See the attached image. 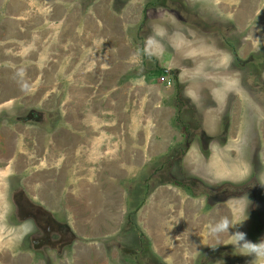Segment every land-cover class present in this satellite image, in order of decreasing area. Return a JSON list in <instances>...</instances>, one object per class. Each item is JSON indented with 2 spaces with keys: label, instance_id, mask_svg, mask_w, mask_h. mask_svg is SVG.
<instances>
[{
  "label": "crops",
  "instance_id": "obj_1",
  "mask_svg": "<svg viewBox=\"0 0 264 264\" xmlns=\"http://www.w3.org/2000/svg\"><path fill=\"white\" fill-rule=\"evenodd\" d=\"M142 9L137 0H0V62L11 61V66L0 67V73H6L0 79L8 77L16 93L2 106L11 109L25 101L18 116L32 110L48 121L45 125L17 121L18 134L36 132L40 142H24L33 154L18 148L9 165L24 167L27 197L76 238L57 264H107L99 262L105 260V241L117 234L128 208L123 187L137 180L136 166L158 160L170 149L174 90L171 85L160 87V80L154 83L144 78L156 70L146 65L154 62L143 63L136 47L140 36L131 39L128 33V29L138 30ZM146 16L149 24L157 25L156 20L150 22L155 13ZM157 40V34L149 35L145 51L169 73L173 57H182L173 42L161 49ZM161 50L170 52L164 67ZM23 59L24 66L17 65ZM139 66L147 70L131 76ZM98 71L108 81H102ZM202 130L204 139L219 133L205 126L204 120ZM232 130L235 135L230 143L227 139L207 143L208 150L217 151L216 157L208 158V152L199 154L190 146L183 163L198 156L201 170L206 168L218 182H242L248 177V148L236 146L240 131ZM243 200V196H231L209 203L206 196H190L181 188L160 185L138 210L136 223L165 261L203 264L200 257L206 251L208 257L215 254L211 264H226L224 252L232 247L249 264L251 258L241 254L239 246L264 241V227L253 239L248 237ZM0 256L1 264H31L33 260L29 252L13 254L1 246Z\"/></svg>",
  "mask_w": 264,
  "mask_h": 264
},
{
  "label": "rangeland",
  "instance_id": "obj_2",
  "mask_svg": "<svg viewBox=\"0 0 264 264\" xmlns=\"http://www.w3.org/2000/svg\"><path fill=\"white\" fill-rule=\"evenodd\" d=\"M138 1L141 2L143 11L151 0H137V3ZM159 4L162 6L145 10V13L149 15L155 13V16H150V22L156 20L157 25L156 23L149 24L147 16L145 21L142 18V13L139 24L141 25L144 19L143 29L139 34H135L137 31L135 27L131 30L128 29V33L131 39L139 35L137 44L141 40L143 45L149 35L157 34L158 47L167 48L165 45L167 43L170 45L173 42L174 50L180 52L182 59H177V56L173 57L169 64L172 67L170 71H175L174 76L156 69L144 77L154 83L160 78H164V81L159 82L160 87H165L167 81L171 83L174 94L170 104L175 110L174 117L170 119L173 137L170 149L165 156L153 162H147L141 167L136 166V170L139 171L135 176L137 180H135L139 182L127 183L123 187L125 205L126 200L128 205L130 197H137V192L131 195V188L135 186L139 188L137 189L140 190L138 196L141 197L148 190L151 191L153 187L152 190L157 188L155 187L157 185H166L167 183H169L167 185L185 190L172 184L173 181L184 183L189 192L185 191L190 193V196L205 197L206 191L210 194L214 189H219L217 193L212 192L211 202L212 200L215 202L217 199L218 202L224 200V197L220 199L221 196L218 192L224 190L222 186L228 182H218L214 175L208 174L206 168L201 170L197 164L200 162L197 160L198 156L192 159L188 158L186 163H183L182 160L190 146H193L199 154H204L205 150L208 152V155L205 153L208 158L217 156L215 155L217 151L208 150L206 143L203 144L198 136L203 120L205 126L219 131L211 140L209 136L207 143H211L213 140L223 143L224 139L230 143L235 135L232 127H236L239 128L241 138L240 143H236V146L248 148L245 155L249 164L248 177L240 183L230 184V188L225 185V188L227 186L228 191L243 196L245 220L247 219L248 223L243 219L239 221L245 222L244 226L249 229L246 233L251 234L248 237L254 238L253 234L255 232L259 234L264 227V0H164ZM158 8L160 9L158 10ZM154 10L158 11L154 12ZM135 16H138V13ZM169 57L170 52L161 50L159 59H161L162 67L168 65ZM24 64L25 59L19 61L17 65L24 66ZM146 65L149 69L159 67L157 62H149ZM2 66H11V61L9 59L2 60L0 67ZM146 70L145 66H139L131 71L130 75L140 76ZM98 73L96 75H99L102 81H108L107 76L103 79V74L99 71ZM178 78L183 83L180 84ZM10 83L8 77L0 79V102H2L0 103V246L1 249L13 254L29 252L33 259L31 264H57L59 257L55 256L56 253L48 252L47 259L44 260L40 253L29 248L27 232L16 235L18 222L12 215L13 208L9 203L10 191L19 186L26 194L27 185L24 179V167L11 168L9 165L11 159L9 158L18 148L29 150L31 156L33 151L24 142L32 143L33 140L38 142L39 136L36 132L31 134L25 132L24 135H20L18 128L14 127L18 123L17 121L24 123L31 121L25 115L18 116V113H21L25 107V101L18 102L20 106H17L16 103L11 109L3 108L4 102L16 96V93L11 91ZM67 86L66 83L65 88ZM176 93L179 94V97L176 96ZM34 108L41 109L43 107L35 105ZM87 109L89 112L91 111L89 108ZM178 111H180L181 123L175 121ZM32 112L31 110L30 113ZM184 125L187 127L188 135L181 128ZM14 135L17 136L15 140ZM61 142H64L63 139ZM21 169L22 172H20ZM14 170L17 173L10 174ZM201 176L211 184L205 183L200 178ZM146 178L148 179L147 186L142 183ZM118 183L119 186L124 184L122 181ZM27 198L29 199V197ZM126 212H128V208H126ZM123 219L117 234L111 235L108 238L109 241H105V260H99L100 263H175L165 261L162 255L159 254V256L154 252L151 241H149L151 255H149L150 252L149 254L140 253L138 244L144 245L145 242H135L143 240L139 238L138 231L132 225L126 230L128 233H123L125 216ZM25 226L28 227V225ZM122 237L128 238L129 241H122ZM3 243L10 246L4 248ZM66 253L71 254L72 249H66ZM214 256L215 254H212L208 257L205 251L204 256L200 258L203 257V264H211ZM224 258L226 264H245L244 258L239 256L232 247L225 250ZM2 260L4 259L0 256V261Z\"/></svg>",
  "mask_w": 264,
  "mask_h": 264
},
{
  "label": "flooded vegetation",
  "instance_id": "obj_3",
  "mask_svg": "<svg viewBox=\"0 0 264 264\" xmlns=\"http://www.w3.org/2000/svg\"><path fill=\"white\" fill-rule=\"evenodd\" d=\"M179 112L180 111H178L175 120L181 123ZM36 114L28 113L26 114V117L30 118L31 121H36L40 125L41 124L45 125V123L48 124V121L46 119L45 121H43L41 119V116L38 113ZM181 128L184 132H186V135L189 134L186 125ZM202 134H203V130L201 127L198 136L201 138L202 143L203 144L206 143L207 145V140H209V138L205 136L204 139ZM225 185H227L228 188H230L229 183H225L224 186H222L224 187V190L222 191L220 190V193L218 192L219 196H221L220 199H222L223 197L224 199H226L227 197H231V196L241 197L239 193L236 194L235 192L232 193L228 191L226 189L227 186L225 188ZM12 186L13 184L11 185V188ZM213 191L217 193L219 189L217 190L214 189ZM213 191H211L210 194L208 193V191L205 192V196L207 197L209 203H212L214 201L212 200L211 202V198H212L211 194ZM9 199H10L9 203L13 208L12 215L15 217L16 221L18 222V224L16 225L17 228L19 229L21 234H25V232H27L28 235L27 241H29L30 244L29 248L34 252L40 253L44 260L47 259L48 252L56 253L55 256L60 257V253L63 254L62 252L65 249V245L67 244L68 239H70L69 237H71L70 233L66 230L65 225L60 221H58L54 216L46 212H43L39 207L32 204L30 200L27 198L26 194L21 190L19 186H17L15 189L12 188V190L10 191ZM215 201H218V199ZM34 223L36 224L37 227H35ZM24 224L28 225V227L25 226ZM5 260L10 262V259H5Z\"/></svg>",
  "mask_w": 264,
  "mask_h": 264
},
{
  "label": "trees",
  "instance_id": "obj_4",
  "mask_svg": "<svg viewBox=\"0 0 264 264\" xmlns=\"http://www.w3.org/2000/svg\"><path fill=\"white\" fill-rule=\"evenodd\" d=\"M160 1L162 2L164 0H151L150 2L147 3V6H146V9L145 10H147L149 8H153V7H158L160 5L159 4ZM160 6H162V5H160ZM145 10H143V18L146 21V13H145ZM144 19L142 20V23L139 26V28H138L137 31H140V30L143 29L142 25L145 22ZM136 47H137L138 53L140 54V56L142 58L143 63H144V61H147V60H151L154 63L156 62V61H154V58L153 57L149 56L146 53L145 47H144V45H143V43H142L141 40H140V43H138L136 45ZM154 68H156L157 70H160L162 73H168V71H165L166 70L165 68H161V67H154ZM170 73H171L172 76H174L175 71H173V72L169 71V74ZM176 96L179 97V94L177 95V93H176ZM175 121L177 122V120H175ZM147 181H148V179L146 178L144 181H142V183L145 186H147V184H148ZM136 182H139V181H136ZM167 184H169V183H167ZM172 184H174L176 186H179V187H182L186 191H188L187 188H185L187 186H185L184 183H182V182L173 181ZM157 186H160V185H157ZM157 186H155V187H157ZM137 189H139L137 186L131 188V195H133L134 192H137V194H136L137 197L136 198H131L130 197V199H129V202H128V212H126V214H125V222H124V227H123V233L124 232L128 233V231H126V230H128V228L130 227V225H132V227H134L136 229V231H138L137 234H138L139 238H141V240H143V241H135V242H140V243L145 242V244H144L145 246L143 244H138L140 253H142V254L148 253L149 254V252H150V242L147 241V238L144 235V232L141 231L140 228H139V226L137 225V223H136V217L135 216H136L138 210L141 208V206L145 203V200L147 199V196L151 193L152 189H151V191L148 190V192L144 193V196H142V197L140 195L138 196V193H139L140 190L138 191ZM189 195H190V193H189ZM139 197H140V200H139ZM145 250H146V252H145ZM149 255H151V252H150Z\"/></svg>",
  "mask_w": 264,
  "mask_h": 264
},
{
  "label": "clouds",
  "instance_id": "obj_5",
  "mask_svg": "<svg viewBox=\"0 0 264 264\" xmlns=\"http://www.w3.org/2000/svg\"><path fill=\"white\" fill-rule=\"evenodd\" d=\"M242 236L246 238V233L242 234ZM239 248L241 254L251 258L249 264H264V241L258 243L250 241L245 242L243 245H240Z\"/></svg>",
  "mask_w": 264,
  "mask_h": 264
},
{
  "label": "water",
  "instance_id": "obj_6",
  "mask_svg": "<svg viewBox=\"0 0 264 264\" xmlns=\"http://www.w3.org/2000/svg\"><path fill=\"white\" fill-rule=\"evenodd\" d=\"M169 74V73H168ZM30 202H32L31 200H30ZM40 208V207H39ZM49 214V213H48ZM24 220H26V219H24ZM35 224V223H34ZM35 227H37L36 226V224H35ZM66 227V230L68 231L69 230V228L67 227V226H65ZM40 229V228H39ZM38 229V230H39ZM72 237V238H71ZM71 237H69L70 239H68V242H67V244L65 245V247H68V246H70V245H72L73 244V242H74V240L76 239L75 237H73L72 235H71ZM67 241V240H66ZM63 253V252H62ZM62 254L60 253V256H61Z\"/></svg>",
  "mask_w": 264,
  "mask_h": 264
},
{
  "label": "built area",
  "instance_id": "obj_7",
  "mask_svg": "<svg viewBox=\"0 0 264 264\" xmlns=\"http://www.w3.org/2000/svg\"><path fill=\"white\" fill-rule=\"evenodd\" d=\"M159 80H160V82H162V81H164V78H160ZM170 85H171V83L169 81H167V86H170Z\"/></svg>",
  "mask_w": 264,
  "mask_h": 264
}]
</instances>
